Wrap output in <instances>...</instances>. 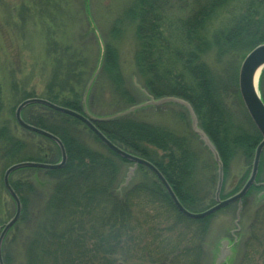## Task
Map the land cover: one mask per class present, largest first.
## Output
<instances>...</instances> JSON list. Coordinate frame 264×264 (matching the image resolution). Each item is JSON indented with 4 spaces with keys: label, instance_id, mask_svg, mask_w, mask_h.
Here are the masks:
<instances>
[{
    "label": "trees",
    "instance_id": "1",
    "mask_svg": "<svg viewBox=\"0 0 264 264\" xmlns=\"http://www.w3.org/2000/svg\"><path fill=\"white\" fill-rule=\"evenodd\" d=\"M80 1L85 8L86 22L89 0ZM42 3L41 41L45 55L51 52L56 63L49 73L45 91L36 97L85 114L86 85L94 75L87 90L88 101L97 86V79L104 75L116 93L129 100V106L140 104L142 99L134 101V95L124 86L118 71L119 56L114 46L98 35L90 9L89 20L98 41L93 37L99 44L93 59L86 56L85 43L79 45V50L85 52L70 53L69 39L62 40L64 34L60 29L63 26L59 25L58 18L64 16L65 9L59 4L60 0H42ZM127 5L120 16L112 20L108 33L117 40L122 36L124 26L133 27L136 46L132 78L136 84L153 99L172 96L187 101L198 126L216 147L224 170L227 159L237 151L251 160L260 134L251 121L252 129H249L233 123L230 118L226 100L231 86L239 94L236 68L234 62L228 61L225 65L222 58L236 51L242 52L239 56L243 58L254 46L264 42V0H132ZM174 6L182 16L167 23L163 10ZM34 15V10H28L23 19L30 20ZM219 19L221 26L214 27L213 22ZM165 25L177 33L181 41L179 48H171L164 33ZM83 35L86 36V31ZM212 52L215 61L225 65V68L221 67L222 73L211 68L205 60ZM87 68L91 71L83 83ZM21 94L17 102L35 97L25 91ZM33 105L40 108L39 113L30 110ZM162 106L167 105L155 107ZM142 110L94 124L118 147L154 164L186 209L200 211L205 205L197 197L198 189L194 188L191 179L195 172L202 170L197 166L191 137L179 134L171 127L135 119L133 115ZM89 111L94 113L91 108ZM21 116L27 123L57 136L64 145L66 161L57 169L22 168L21 171L28 172L24 178L15 179L12 178L14 172L10 174L9 182L20 200L21 211L2 243L4 264L11 260L9 242L18 240L24 264H200L213 214L199 219L183 216L157 178L141 165L136 168L141 178L137 180L134 175L122 186V166L112 157L121 163L129 161L104 145L109 154L80 141L77 119L40 104L26 106ZM2 131L8 132L7 128L0 127ZM190 133L196 138L191 128ZM35 135L51 142L56 154L44 149L42 154H32L28 144L7 134L0 137L4 141L0 160L8 162L7 167L20 161H58L57 146L48 138ZM25 147L30 153L21 155ZM38 174L45 182L39 181ZM249 194L250 190L243 197L244 201Z\"/></svg>",
    "mask_w": 264,
    "mask_h": 264
},
{
    "label": "rangeland",
    "instance_id": "2",
    "mask_svg": "<svg viewBox=\"0 0 264 264\" xmlns=\"http://www.w3.org/2000/svg\"><path fill=\"white\" fill-rule=\"evenodd\" d=\"M130 1L132 2V0H89L86 3L85 22V17L83 16L85 8H82L80 0H60L61 3L59 4L65 9V13L64 16H59L58 22L59 25L63 26L60 29V32L64 34L62 40L69 39L67 44H69L70 53L85 52L84 50H79V45L85 43L86 56L88 58L90 56L93 59L97 55L99 44L96 43L97 37L93 31L94 27H92L89 20L92 16L94 21L92 23L96 24V31L98 35H101H99L100 38L102 37L104 42L111 43L119 56L120 65L118 71L122 76L124 86L134 95V101L142 99V102H140L142 104L147 102L150 96L132 78L135 74L133 54L136 46L133 37V27L124 26L123 34L117 40H113L110 37V33H108L112 20L120 16L122 9L127 8V4ZM42 7H44L42 0H0V127L7 128L8 130V132H0V137L7 134L14 135L20 141L28 144V150L33 152L32 154L38 152L37 155L42 154V149L45 152L56 154L55 146L51 142L40 139L35 135L36 133L19 126L15 121L14 111L19 104L17 99L22 95L21 91L33 93V96H40L45 91V85L50 76L49 73L56 63L53 61L55 60L53 59V54L50 52V55H45L43 49V34L40 33V27H42V24H40V11ZM89 9L91 16L88 14ZM28 10H34L35 15L30 20H24L23 15ZM163 14L166 16L167 23L175 21L177 16H182V12L178 11L176 6L171 8L166 7L163 10ZM24 21L26 22L24 23ZM221 24L220 19L213 22L214 27L221 26ZM85 31L86 36L83 35ZM164 33L172 49L181 46V41L178 40V35L173 28L165 25ZM93 35L96 37V40ZM92 48L93 51L91 50ZM239 54H242V52L237 53L236 51L228 53L222 58L225 65L228 61L229 63L234 62L236 82L242 61ZM213 55L214 53L212 52L209 56L205 57V60L211 68L215 67L218 73H222L220 72L221 67L225 68V65H220L222 61H215ZM86 70L87 74L83 83L87 80L91 68H87ZM93 76L90 77L86 89L89 82L94 79ZM95 84L97 86L93 90L91 98L88 101H86V97L83 98V112L85 114L96 117L98 115L107 116L132 107L129 106L131 103L128 102L129 100L127 101L125 96L120 97L116 93L108 77L103 75L97 79ZM256 87L260 97L264 100L263 69L257 79ZM168 103L145 105L131 112L142 108V111H138L136 115H133L135 119L145 120L155 125L171 127L175 132L187 134L191 137V148L197 156V166H200L202 170L198 173L195 172L191 183L193 182L194 188L198 189L197 197L200 199L201 204L205 205L200 209L203 210L214 201L218 179L216 163L203 142L197 136L196 138L193 137L190 133L191 120L187 110L180 104ZM161 105L167 106H162L158 109L155 107ZM226 106L233 123L252 129L251 120L240 100L239 94L235 92L233 86L228 90ZM89 108L94 113H90ZM30 110L34 111V113H39L40 108L33 105L30 107ZM78 128L81 129V134L78 137L80 141H83L86 145L97 151L108 153L102 146L103 144L94 138L93 133L82 122L79 123ZM3 145V138H0V149L3 148ZM20 153L24 155L30 152L25 147ZM245 157L241 151H237L227 159V167L225 170L224 168L222 169L223 175L218 194L219 199L230 196L231 194L229 195V193L238 190L247 179L251 169L252 158L248 161ZM112 159L118 162L119 166H122L121 176L124 173V178L121 182L122 186L126 185L134 175L137 180L141 178L140 172L135 169L132 171L130 179L125 183L128 170L133 166L132 162L121 163L115 157H112ZM7 163L4 160H0V226L12 217L15 208L12 199L3 186V173L7 168ZM21 169L15 170L12 178H24L28 174L26 170L21 171ZM147 175L150 177V174L147 173ZM214 175L216 176L215 178ZM38 176L41 183L45 182L40 174ZM256 182H258V185L250 187V194L246 197L245 201L241 198L240 201L229 204L212 213L203 247L204 254L200 264H264V186L262 185L264 184V150L258 164ZM6 238L9 239V235ZM9 245L11 258L9 264H24L20 240L13 243L10 241Z\"/></svg>",
    "mask_w": 264,
    "mask_h": 264
},
{
    "label": "water",
    "instance_id": "3",
    "mask_svg": "<svg viewBox=\"0 0 264 264\" xmlns=\"http://www.w3.org/2000/svg\"><path fill=\"white\" fill-rule=\"evenodd\" d=\"M264 68V42L259 43L258 45L254 46L242 59L239 67L238 72V90L241 97V100L243 102V105L245 109L247 110V113L252 120L253 124L257 128V130L260 133L261 139L257 143L254 152L253 157L251 161V169L248 174L247 179L242 184V186L232 195L224 198L219 199V190L221 187L222 182V161L218 155L217 150L215 149L213 143L209 140L207 135L204 133V131L198 126L196 116L189 105V103L181 98L172 97V96H166L159 99H153L149 97V100L145 103L138 104L136 106L130 107L128 110H124L122 112H117L110 116H104V117H95L92 115H84L78 111L72 110L70 108L55 104L45 98L41 97H29L21 102L16 106L14 111V118L16 123L21 126L22 128L29 130L31 132H34L36 134H39L41 136H44L48 139H50L52 142L55 143V145L59 149L60 153V159L58 162L55 163H46V162H37V161H20L17 163H13L10 166H8L4 173H3V185L7 193L10 195L14 202V213L12 217L5 222L2 226H0V264H4L3 258H2V241L3 238L8 231V229L17 221L19 215H20V201L11 187L9 183V175L19 169L24 167H37V168H44V169H57L64 165L66 161V152L63 143L61 140L55 136L54 134L48 132L47 130H44L42 128L36 127L32 124L27 123L23 120L21 116L22 109L30 104H40L43 106H46L54 111L67 114L80 122H82L107 148H109L111 151L116 153L118 156L124 158L127 161L132 162L133 166L129 168L128 173L126 175L125 183L130 179V176L132 175V171L136 169L138 165L145 166L153 175L157 178V180L160 182L162 187L164 188L167 196L169 197L171 203L176 208V210L181 213L183 216L187 218L192 219H199L206 217L215 211L229 205L235 202H238L241 200V198L246 194L248 189L252 185H258V183L255 182V177L257 174L258 164L260 160V156L262 153V150L264 149V102L260 97V94L256 87V82L259 77V74L261 70ZM92 81V80H91ZM91 81L89 82L87 89L85 91L84 98L86 97L87 90L91 84ZM165 102H172L180 104L182 107H184L187 112L189 113V117L191 120V129L192 131L198 136V138L203 142V144L206 146L208 151L211 153L217 168V184H216V190H215V197L213 203L208 206L207 208L201 210V211H190L186 209L179 199L177 198L176 194L174 193L172 187L168 183V181L165 179V177L162 175V173L158 170V168L152 164L150 161L141 158L139 156H136L130 152L125 151L124 149L118 147L116 144H114L112 141H110L95 125V121L103 120V119H109L112 117L120 116L127 114L131 111H133L136 108H139L144 105H150V104H162ZM264 186V184H262Z\"/></svg>",
    "mask_w": 264,
    "mask_h": 264
}]
</instances>
